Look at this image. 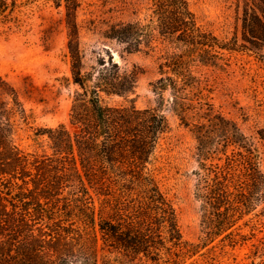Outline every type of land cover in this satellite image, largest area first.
<instances>
[{"label": "trees", "instance_id": "1", "mask_svg": "<svg viewBox=\"0 0 264 264\" xmlns=\"http://www.w3.org/2000/svg\"><path fill=\"white\" fill-rule=\"evenodd\" d=\"M244 19V48L264 57V0ZM151 15L109 25L102 35L128 53L159 51L156 106H111L103 95L134 93L138 72L109 56L85 67L80 43L82 0H0V26L22 30L37 7L64 9L67 54L76 85L65 124L39 129L51 155L15 143L14 117L30 116L13 97L0 104V264H183L200 246L183 237L172 199L162 190L154 155L176 113L197 141L194 195L207 241L234 246L241 224L264 203V172L254 138L206 101L199 67L225 63V43L204 28L188 0H148ZM249 44V45H248ZM201 75V74H200ZM206 107V108H205ZM264 139V133H259ZM244 225H248L247 222Z\"/></svg>", "mask_w": 264, "mask_h": 264}, {"label": "rangeland", "instance_id": "2", "mask_svg": "<svg viewBox=\"0 0 264 264\" xmlns=\"http://www.w3.org/2000/svg\"><path fill=\"white\" fill-rule=\"evenodd\" d=\"M188 1L204 28L225 43L238 41L236 51L226 52L225 63L203 65L198 71L204 80L206 101L254 138L264 172V139L259 135L264 133V57L242 46L244 19L260 14L259 1ZM51 6L49 3L44 10L36 7L22 30L0 26V104L12 106L14 95H18L30 118L24 121L20 115L14 117V141L20 149L39 156L53 153L47 135L36 136L39 129L65 124L73 130L70 112L77 89L67 54L64 9L58 13ZM151 13L148 0H82L79 24L85 67L96 65L103 56L108 60L109 48L123 70L138 72L134 93L127 97L103 95L108 105L139 109L156 106L151 83L159 78L160 52L144 49L128 53L102 35L112 23L147 22ZM165 115L169 128L159 141L153 167L162 190L174 203L184 239L200 246L183 264H264V203L240 222L244 240L234 246L223 236L207 241L208 230L201 225L200 202L194 195L197 141L176 113L166 109Z\"/></svg>", "mask_w": 264, "mask_h": 264}]
</instances>
